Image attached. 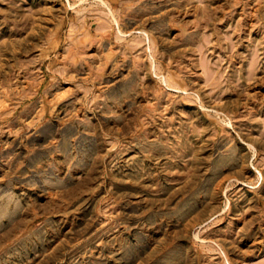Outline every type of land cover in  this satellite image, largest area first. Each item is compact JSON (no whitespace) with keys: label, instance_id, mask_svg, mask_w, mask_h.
Wrapping results in <instances>:
<instances>
[{"label":"rangeland","instance_id":"obj_1","mask_svg":"<svg viewBox=\"0 0 264 264\" xmlns=\"http://www.w3.org/2000/svg\"><path fill=\"white\" fill-rule=\"evenodd\" d=\"M0 264H264V0H0Z\"/></svg>","mask_w":264,"mask_h":264}]
</instances>
